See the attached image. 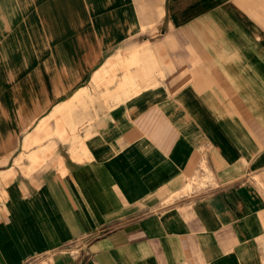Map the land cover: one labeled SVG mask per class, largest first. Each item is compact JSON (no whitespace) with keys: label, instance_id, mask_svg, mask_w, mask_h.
<instances>
[{"label":"crops","instance_id":"1","mask_svg":"<svg viewBox=\"0 0 264 264\" xmlns=\"http://www.w3.org/2000/svg\"><path fill=\"white\" fill-rule=\"evenodd\" d=\"M0 184V264H264V0H0Z\"/></svg>","mask_w":264,"mask_h":264},{"label":"rangeland","instance_id":"2","mask_svg":"<svg viewBox=\"0 0 264 264\" xmlns=\"http://www.w3.org/2000/svg\"><path fill=\"white\" fill-rule=\"evenodd\" d=\"M75 97L77 98L78 94L77 96H74V98ZM77 102L79 106L80 104H82V101L77 100ZM64 108V104L56 105L51 113L52 117H45L43 120L36 124L37 127H31L30 125L29 130L24 133L25 146L21 148L19 159H21V157L22 159L20 161L19 167L22 170L24 169L25 173L29 174L35 170L46 168L51 163L55 162L59 157V148L62 144H64V142H67L70 145L76 143L77 140L73 138L77 134L76 130L79 128L82 121L78 120L71 126V128L69 126L67 138H64V136H60L59 133L54 132L53 130L55 122L62 123ZM55 113H61L62 116L53 117ZM29 133H31L32 137L34 134H37V136L33 138H31L30 136L28 137ZM87 133L88 132H85V134ZM32 152L41 153L38 162V156L36 154H30ZM27 156L33 164L37 162L34 168H29L30 165H28L29 160ZM17 160L18 159L16 158L14 164H17ZM209 179V175L207 174L201 175L200 177H193L188 181L187 189L191 190L194 186H203Z\"/></svg>","mask_w":264,"mask_h":264},{"label":"built area","instance_id":"3","mask_svg":"<svg viewBox=\"0 0 264 264\" xmlns=\"http://www.w3.org/2000/svg\"><path fill=\"white\" fill-rule=\"evenodd\" d=\"M30 260L38 264H53L51 257L47 254L34 256Z\"/></svg>","mask_w":264,"mask_h":264}]
</instances>
